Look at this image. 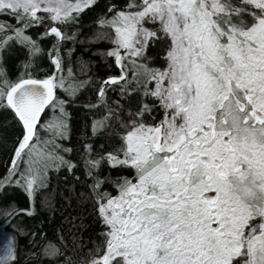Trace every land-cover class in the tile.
Segmentation results:
<instances>
[{
    "label": "snow or ice",
    "instance_id": "1",
    "mask_svg": "<svg viewBox=\"0 0 264 264\" xmlns=\"http://www.w3.org/2000/svg\"><path fill=\"white\" fill-rule=\"evenodd\" d=\"M90 13L107 71L80 79L66 46ZM86 90L74 163L68 108ZM0 151V192L32 206L6 223L34 214L50 173L83 168L79 264H264V0H0ZM42 255L77 264L51 241ZM0 264H21L15 234Z\"/></svg>",
    "mask_w": 264,
    "mask_h": 264
},
{
    "label": "trees",
    "instance_id": "2",
    "mask_svg": "<svg viewBox=\"0 0 264 264\" xmlns=\"http://www.w3.org/2000/svg\"><path fill=\"white\" fill-rule=\"evenodd\" d=\"M104 2L105 0H100L101 7H103ZM95 15L96 13H90L84 17L83 27L80 29L77 38L78 42L74 46L72 44L66 46L75 48L71 60L73 69L80 79H86L87 76H105L107 71L105 60L99 53L106 50L110 45L106 41L95 42L92 39L96 32V27L93 24ZM82 64L87 65V72L84 75H81L79 71ZM94 99L93 91L86 90L79 96L76 104L68 108L72 116V135L71 139L65 142V146L73 148V152L68 158L73 160L74 163L79 160L77 150L83 142L84 124L90 115L82 105L90 100L94 101ZM5 159L6 153L0 151V174L5 171ZM76 176L80 177L79 181L76 180ZM86 192L87 188L82 167L75 169L74 174L68 172L66 168L61 169L58 173L52 172L50 173L49 187L41 191L36 197L34 214L30 216L19 215L12 219L11 223L5 222L3 211L5 208L12 205L17 210H31L32 206L26 194L19 188H11L7 192H0V238L3 236V232L7 238L13 234L18 237L21 264H25V261H29V264H59L63 256L48 259L42 255V249L49 241L58 245L62 252L66 251L79 264L81 259H86L88 249L92 247L89 237L93 234L94 227L92 218L89 215L92 211L91 204L84 201L80 195ZM81 224L86 227L81 226ZM73 225L77 227H73ZM18 229H23L26 235H21L17 231ZM32 233L37 234L35 245L30 243ZM41 233L45 234L43 238L40 235ZM60 233L68 241L67 249L64 248L58 238ZM73 236L77 237V245L80 244V238H82L86 247L82 250L79 247L74 248L72 244ZM30 253H37L39 259L33 260Z\"/></svg>",
    "mask_w": 264,
    "mask_h": 264
},
{
    "label": "rangeland",
    "instance_id": "3",
    "mask_svg": "<svg viewBox=\"0 0 264 264\" xmlns=\"http://www.w3.org/2000/svg\"><path fill=\"white\" fill-rule=\"evenodd\" d=\"M5 234H4V232H3V236L0 238V248H1V250H2V246H3V244L4 243H6V241H7V237L6 236H4Z\"/></svg>",
    "mask_w": 264,
    "mask_h": 264
}]
</instances>
